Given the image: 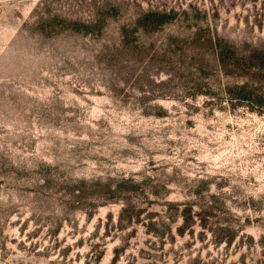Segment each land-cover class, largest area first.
Returning <instances> with one entry per match:
<instances>
[{
    "label": "rangeland",
    "instance_id": "obj_1",
    "mask_svg": "<svg viewBox=\"0 0 264 264\" xmlns=\"http://www.w3.org/2000/svg\"><path fill=\"white\" fill-rule=\"evenodd\" d=\"M0 264H264V0H0Z\"/></svg>",
    "mask_w": 264,
    "mask_h": 264
}]
</instances>
